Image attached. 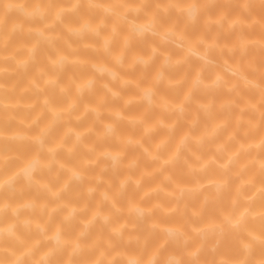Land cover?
Instances as JSON below:
<instances>
[{"label": "clouds", "instance_id": "9594fccd", "mask_svg": "<svg viewBox=\"0 0 264 264\" xmlns=\"http://www.w3.org/2000/svg\"><path fill=\"white\" fill-rule=\"evenodd\" d=\"M0 264H264V0H0Z\"/></svg>", "mask_w": 264, "mask_h": 264}, {"label": "bare ground", "instance_id": "6f19581e", "mask_svg": "<svg viewBox=\"0 0 264 264\" xmlns=\"http://www.w3.org/2000/svg\"><path fill=\"white\" fill-rule=\"evenodd\" d=\"M221 7L228 8V9H230V10L233 11V12L236 11L235 7L232 6V5H230V4L214 5V6L210 9V11H212L213 13H215V12H216L219 8H221ZM222 38H228V37H222ZM133 75H136V74H133ZM129 91H131V90H129ZM140 107H141V106L134 105V106H132V107L129 109V111H139Z\"/></svg>", "mask_w": 264, "mask_h": 264}]
</instances>
